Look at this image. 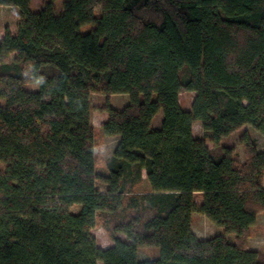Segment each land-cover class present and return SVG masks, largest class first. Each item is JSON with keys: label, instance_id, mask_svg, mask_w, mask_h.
<instances>
[{"label": "trees", "instance_id": "obj_1", "mask_svg": "<svg viewBox=\"0 0 264 264\" xmlns=\"http://www.w3.org/2000/svg\"><path fill=\"white\" fill-rule=\"evenodd\" d=\"M31 2L0 0L18 9L0 38V264H264L248 247L264 149L246 131L244 160L220 144L246 126L264 136V0ZM93 94L110 157L95 151ZM194 213L223 233L198 238Z\"/></svg>", "mask_w": 264, "mask_h": 264}, {"label": "rangeland", "instance_id": "obj_2", "mask_svg": "<svg viewBox=\"0 0 264 264\" xmlns=\"http://www.w3.org/2000/svg\"><path fill=\"white\" fill-rule=\"evenodd\" d=\"M48 0H32L31 7L39 8L47 3ZM63 0H54L55 10L57 12L62 9ZM18 9L12 6H1L0 7V38L3 35L4 29L9 28L14 31L17 23ZM93 28L92 25H85L80 28L82 33L89 32ZM193 94L190 92H181L179 99L183 109L187 110L190 108ZM129 97L126 94L112 95L109 99L110 104L117 109H121L127 102ZM106 103V97L100 94H93L91 96V123L96 130L95 138V151L100 156L110 157L115 148L116 138L105 137L101 132V126L103 124V112L101 109ZM162 121V114L158 113L153 120V127H157ZM193 136L197 138L203 137L202 127L199 122H195L192 127ZM248 132L257 142L260 150L264 149V136L250 126H246L233 133L231 136L221 139L220 144L224 146H233L235 149L236 156L239 160H244L243 148L239 143L240 137L243 132ZM209 147H212L211 142H207ZM99 171H104L103 168H99ZM264 186V180H263ZM78 209L75 208V211ZM192 226L195 234L198 238L206 239L223 233V229L213 225L204 216L194 213L192 215ZM93 234L96 237L97 245L100 248H108L112 246V241L107 236L105 230L99 225L93 230ZM230 239L233 236H229ZM248 247L255 250L264 249V212L259 215L256 224L251 229V237L248 241ZM158 256V249L155 247H143L139 249V257L141 260L147 258H155ZM98 264H101L98 262Z\"/></svg>", "mask_w": 264, "mask_h": 264}, {"label": "crops", "instance_id": "obj_3", "mask_svg": "<svg viewBox=\"0 0 264 264\" xmlns=\"http://www.w3.org/2000/svg\"><path fill=\"white\" fill-rule=\"evenodd\" d=\"M103 123L106 121V118H107V115L105 114V113H103ZM116 138V143H115V145L117 144V142H118V138L117 137H115ZM260 215V214H259ZM259 215H258V217H259ZM258 217H257V220H258ZM192 230H193V232H194V234H195V231H194V229H193V226H192ZM196 235V234H195ZM251 250H255V249H251Z\"/></svg>", "mask_w": 264, "mask_h": 264}]
</instances>
